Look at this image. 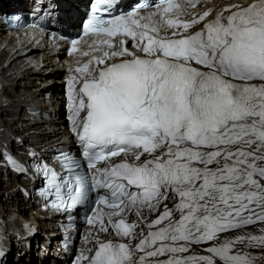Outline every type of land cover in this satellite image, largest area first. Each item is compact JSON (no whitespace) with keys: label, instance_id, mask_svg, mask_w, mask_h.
<instances>
[{"label":"snow or ice","instance_id":"1","mask_svg":"<svg viewBox=\"0 0 264 264\" xmlns=\"http://www.w3.org/2000/svg\"><path fill=\"white\" fill-rule=\"evenodd\" d=\"M115 2L94 0L85 35L104 37L97 50H107L75 68L67 85L81 156L60 153L64 176L37 164L57 210L103 190L98 203L107 211L88 221L97 229L95 250L78 264H255L258 257L236 245L264 248V234H221L264 223V0L191 20L168 18L180 7L173 0H153L147 17L139 12L148 3L111 15ZM164 28L171 36L160 35ZM145 209L160 214L145 223ZM133 211L139 222L128 223ZM141 224L147 235L137 233ZM109 228L118 242L99 239ZM138 237L135 247L123 242ZM194 245L207 254L183 255Z\"/></svg>","mask_w":264,"mask_h":264},{"label":"bare ground","instance_id":"2","mask_svg":"<svg viewBox=\"0 0 264 264\" xmlns=\"http://www.w3.org/2000/svg\"><path fill=\"white\" fill-rule=\"evenodd\" d=\"M21 3V1H17V5L20 7L24 5ZM20 33L23 34L22 32ZM11 42L0 34V48L4 47V50L1 51L3 58L8 57L9 54L12 57L14 54L21 53L20 49H11L10 53L5 52L7 50L5 45ZM42 42L41 36H35L29 40V62H26L27 60L24 58L15 59L11 62L10 67L5 68L4 63L6 59L0 61V142L9 139V137H13L14 142L17 137H21L23 138L24 145L30 144L38 150L45 149L43 153H47L48 149L53 146L61 145L57 138L58 134L53 133V131L52 133L49 132L40 117L32 118L27 113L28 108H24L33 107V104H39L40 94L45 92V90H53L50 84H47L49 79L61 78V72L55 70V64L51 63L52 57L57 56V53H52L48 44H43ZM42 49L46 51H42ZM49 53H52L51 57ZM55 88L56 86H54V91ZM62 133L59 132V135H62ZM24 178L21 177V179L17 180V183L10 186L4 185L0 179V264H12L13 258H18L19 255L30 256L21 259L17 264H36L37 262V264H52L49 259L50 256H56V263L61 264L62 258L55 254L54 249V240H58L59 235L56 234L50 223L39 217V214L28 216V213L33 212V210L27 209L33 205V201L25 198L24 192H26L27 187L25 183L30 182V179ZM5 179L8 180L10 177H6ZM2 186H4V189H2ZM16 194H19V196L16 200H13ZM7 207H10L11 211H7ZM7 214H10V216L6 217ZM43 216L46 215L44 214ZM14 217L15 220L24 217L27 221L33 220V222H40V224L44 223L50 226V228H46L44 232H41L43 229H40L36 234H33L31 232L36 230V225L28 222V224L19 228L20 236L16 238L15 235L9 232L13 230V227L15 228L14 220H12ZM5 223L12 227L5 228ZM3 226L6 229L4 233ZM21 228L24 229V233H20ZM253 230L252 228L250 231ZM26 232H30L34 236L31 235L32 237L25 238L24 234ZM243 234L248 233L242 231L226 236L227 238H234L237 235ZM11 244H14L12 253L10 249ZM196 247L198 246H192V251L183 255L207 254L202 251L204 246H199L201 248L200 251ZM9 254L12 260L8 259ZM25 259L27 260L24 261Z\"/></svg>","mask_w":264,"mask_h":264},{"label":"rangeland","instance_id":"3","mask_svg":"<svg viewBox=\"0 0 264 264\" xmlns=\"http://www.w3.org/2000/svg\"><path fill=\"white\" fill-rule=\"evenodd\" d=\"M10 175V174H9ZM0 179H1V177H0ZM11 179V180H10ZM10 179H6V181L7 182H3L4 183V185H6V186H10V185H13V184H15V183H17L18 181H12V178L10 177ZM2 180V179H1ZM2 189H4V186H2ZM19 196V194H16L15 195V197L13 198V200H16V198ZM6 203V202H5ZM16 203V202H15ZM9 205H11V204H9ZM7 211H11V209H10V207L8 208L7 207V209H6ZM8 216H10V214H7L6 215V217H8ZM6 217H5V219H6ZM12 220H14L13 222H14V225H15V228L13 227V230L12 231H9L11 234H13L14 233V231L15 230H18L19 231V228L21 227V226H24V225H26V224H28V222H30V223H32V224H35L36 225V230L35 231H33V232H31V233H33V234H36V232L37 231H39L40 229H43L41 232H44L45 230H46V228H50V226H48V225H46V224H40V222L39 223H37V222H33V220H30V221H27L24 217H23V219L22 220H15V217H14V219H12ZM256 225V226H255ZM7 227H9V228H11L12 226L10 225H8V224H6L5 223V228H7ZM4 228V226H3V233L6 231V229ZM254 229L253 231H250L251 229ZM261 229H264V223H259V224H253V225H251V226H248V227H245V228H242V230L241 229H238V230H236L235 232H227V233H223V234H221V240H223L224 238H227V236H229L230 234H232V233H240V232H242V231H244V232H246V233H248V234H246V235H253V234H255V235H261V234H264V233H261ZM246 230V231H245ZM249 230V231H248ZM238 231V232H237ZM229 234V235H228ZM13 235H15V234H13ZM227 235V236H226ZM243 235H245V234H243ZM16 236V235H15ZM238 236V235H237ZM11 246V253L13 252V248H14V244H11L10 245ZM204 247H206V246H204ZM247 246L245 245L244 246V244H238V245H236V250H238V251H240L241 253H243V254H250V255H252V256H255V257H258V259H256L255 260V264H264V248H246ZM196 249L198 250V251H200L201 250V248L198 246V247H196ZM247 250V251H246ZM8 259L9 260H12L11 258H10V254H9V257H8ZM218 264H219V261H218Z\"/></svg>","mask_w":264,"mask_h":264},{"label":"trees","instance_id":"4","mask_svg":"<svg viewBox=\"0 0 264 264\" xmlns=\"http://www.w3.org/2000/svg\"><path fill=\"white\" fill-rule=\"evenodd\" d=\"M20 233H24V229L21 228V229H20Z\"/></svg>","mask_w":264,"mask_h":264}]
</instances>
